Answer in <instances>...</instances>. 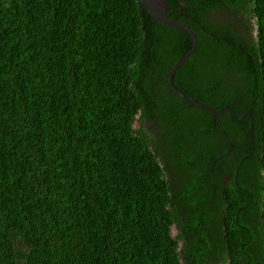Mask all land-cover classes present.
<instances>
[{"label": "trees", "instance_id": "trees-1", "mask_svg": "<svg viewBox=\"0 0 264 264\" xmlns=\"http://www.w3.org/2000/svg\"><path fill=\"white\" fill-rule=\"evenodd\" d=\"M167 2L219 127L139 0H0V264H264V0Z\"/></svg>", "mask_w": 264, "mask_h": 264}, {"label": "water", "instance_id": "water-1", "mask_svg": "<svg viewBox=\"0 0 264 264\" xmlns=\"http://www.w3.org/2000/svg\"><path fill=\"white\" fill-rule=\"evenodd\" d=\"M140 3L142 4V6L148 11V13L151 15V17L153 18V20L155 22H160L164 25H167L169 27H173V28H177L180 29L184 32H186L191 40H192V45L190 47V49L181 57L179 58L175 64L172 66L169 74H168V86L171 89V91L176 94L177 96H179L180 98L184 99L185 101L189 102L190 104L194 105V106H198L200 108H203L211 113H213L216 117V125L219 127V118L220 115L224 112H217L214 109H212L211 107L200 103V102H196L194 100H192L191 98L187 97L186 95H184L183 93H181L179 90L176 89V87L173 85L172 83V79L173 76L176 72V70L192 55V53L194 52L196 45H197V40H196V36L194 34V32L187 27L185 24L181 23L178 20H175L169 16H167L166 11L167 9H173L174 7H172L167 0H139Z\"/></svg>", "mask_w": 264, "mask_h": 264}, {"label": "rangeland", "instance_id": "rangeland-1", "mask_svg": "<svg viewBox=\"0 0 264 264\" xmlns=\"http://www.w3.org/2000/svg\"><path fill=\"white\" fill-rule=\"evenodd\" d=\"M136 125L138 126V123H136ZM173 233L176 234V230L175 229H173Z\"/></svg>", "mask_w": 264, "mask_h": 264}, {"label": "flooded vegetation", "instance_id": "flooded-vegetation-1", "mask_svg": "<svg viewBox=\"0 0 264 264\" xmlns=\"http://www.w3.org/2000/svg\"><path fill=\"white\" fill-rule=\"evenodd\" d=\"M227 180L229 181V180H230V178H227Z\"/></svg>", "mask_w": 264, "mask_h": 264}]
</instances>
